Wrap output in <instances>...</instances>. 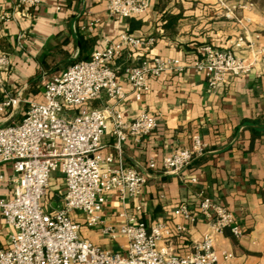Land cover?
Instances as JSON below:
<instances>
[{"label": "crops", "instance_id": "1", "mask_svg": "<svg viewBox=\"0 0 264 264\" xmlns=\"http://www.w3.org/2000/svg\"><path fill=\"white\" fill-rule=\"evenodd\" d=\"M227 10L231 17L223 15ZM93 20L98 23L90 26ZM121 34L155 40L135 54L124 52L115 63L126 97L121 104L123 119L131 121L146 112L158 117V125L147 136H127L118 151L108 122L103 152L123 168L145 174V184L138 202L122 204L116 194H108L101 214L104 224L95 228L82 225V214H72L81 224L80 238L125 255L127 239H111L102 229L112 226L118 231L123 223L119 214L126 212L147 229L165 223L176 255H184L192 242L210 233L219 264H264V63L244 76H228L215 89L192 67L204 46L226 49L240 35L255 47L264 46V0H158L145 14L131 18L110 15L106 0H42L29 10L19 0H0V54L9 59L1 74L0 125L19 124L29 101L42 102L44 82L87 60ZM145 57L178 58L186 69L149 78L147 90L136 101L123 70ZM9 98H16L17 105L1 109ZM108 102L101 93L90 107L102 109ZM195 137L202 154L180 173L164 174L161 160L175 149H192ZM150 160L157 164L155 170H147ZM15 176L10 164H0V197L11 196ZM63 192L62 176L55 173L45 201L48 213L61 205ZM203 197L232 214L241 231L239 238L229 229L216 234L204 221L189 222L174 213L180 205L195 212ZM178 225L184 232L176 231ZM11 234L13 229L0 213V249L10 245Z\"/></svg>", "mask_w": 264, "mask_h": 264}, {"label": "built area", "instance_id": "2", "mask_svg": "<svg viewBox=\"0 0 264 264\" xmlns=\"http://www.w3.org/2000/svg\"><path fill=\"white\" fill-rule=\"evenodd\" d=\"M157 1L106 0V10L112 16L137 17ZM41 2L19 0V5L29 10ZM239 7L243 9L245 5ZM223 15L231 17L232 11ZM96 23L98 20H93L90 26ZM154 42L152 37L121 34L118 40L94 50L87 60L68 66L59 76L44 82L42 102L29 101L19 124L0 125V164H10L16 174L11 196L0 197L1 216L13 229L10 245L0 249V264H219L215 238L210 233L192 242L187 253L179 256L165 223L147 229L143 222L122 212L119 218L123 223L118 231L112 226L102 229L111 239H127V252L121 255L81 239V224L72 218V214H82V225L95 228L104 224L101 214L108 194H116L122 204L140 199L145 174L123 168L120 161L116 163L112 155L105 154L102 137L110 122L119 151L127 136L137 139L157 127L158 117L146 112L131 121L123 119L121 104L126 97L114 67L124 52L132 55ZM201 52L192 67L204 75L211 89L224 84L230 75L244 76L257 63H264V46L255 47L244 35L237 36L226 49L204 46ZM8 65V56L0 54V84ZM185 69L178 58L145 57L139 65L126 67L123 72L134 99L140 101L149 78L165 72L182 73ZM101 93L107 96L108 104L102 109L90 107ZM17 103L16 98H9L1 109ZM71 110L74 113L67 115ZM193 142L192 149L178 148L166 155L160 170L178 174L187 168L202 154L199 139L195 137ZM156 168L157 164L150 160L147 170ZM55 173L62 176L64 192L61 205L48 213L45 201ZM140 209L138 204L135 210ZM174 213L189 222L204 221L213 233L229 229L234 238L241 236L232 214L208 198L199 199L195 212L180 205ZM176 231L184 232L183 226H176Z\"/></svg>", "mask_w": 264, "mask_h": 264}, {"label": "water", "instance_id": "3", "mask_svg": "<svg viewBox=\"0 0 264 264\" xmlns=\"http://www.w3.org/2000/svg\"><path fill=\"white\" fill-rule=\"evenodd\" d=\"M23 99H24V97H22L20 101H23Z\"/></svg>", "mask_w": 264, "mask_h": 264}, {"label": "rangeland", "instance_id": "4", "mask_svg": "<svg viewBox=\"0 0 264 264\" xmlns=\"http://www.w3.org/2000/svg\"><path fill=\"white\" fill-rule=\"evenodd\" d=\"M49 195H50V194H49ZM49 195H47V197H46V198L50 197Z\"/></svg>", "mask_w": 264, "mask_h": 264}]
</instances>
